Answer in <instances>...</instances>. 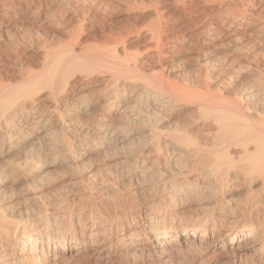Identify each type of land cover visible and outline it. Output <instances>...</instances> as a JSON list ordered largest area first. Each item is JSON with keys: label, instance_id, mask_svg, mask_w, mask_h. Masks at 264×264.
Here are the masks:
<instances>
[{"label": "bare ground", "instance_id": "bare-ground-1", "mask_svg": "<svg viewBox=\"0 0 264 264\" xmlns=\"http://www.w3.org/2000/svg\"><path fill=\"white\" fill-rule=\"evenodd\" d=\"M15 1L0 0V38H13L10 51L19 56L12 63L18 62L21 76L16 82L0 78V264H101L113 258L136 264L144 254L157 264H189L184 251L191 247L207 260L264 264V11L240 13L236 0H226L209 14V0H174L150 8L157 23L149 40L134 30L131 37L128 29L117 41L99 39L92 50L67 42L50 50L42 33L38 47L32 30L23 28L20 37L9 33L11 21L53 23L40 10L20 18ZM102 1L61 4L79 8L82 31L86 15L113 7ZM139 3L133 2L134 11L144 9ZM170 17L199 26L203 65L222 64L220 78L204 75L200 91L169 81L176 62L161 58L176 49L167 43ZM6 53L0 50V64L9 60ZM39 59L41 67L33 71L29 65ZM102 74L97 92L89 91ZM223 81L238 88L233 99L209 90V82L220 87ZM181 102L196 107L189 111L195 129L189 119H172L170 126L168 116ZM92 154L110 162L96 168ZM236 195H243L241 202Z\"/></svg>", "mask_w": 264, "mask_h": 264}, {"label": "rangeland", "instance_id": "rangeland-1", "mask_svg": "<svg viewBox=\"0 0 264 264\" xmlns=\"http://www.w3.org/2000/svg\"><path fill=\"white\" fill-rule=\"evenodd\" d=\"M18 1H19V3H18ZM107 1H109V2H113V7H115V8H111V9H113V10H111V9H109V10H103V8L101 7V8H99L98 10L99 11H95L97 14H95V15H98V17H101V18H96L95 17V15L93 16V14H90V15H86L85 17H84V19L83 20H80V21H83V23H81V24H83V25H81V27H83L82 28V31H79L78 30V28H79V21L78 20H76L77 18H75V17H77V15L79 14L78 13V9L79 8H77V7H75V9H71V8H66V7H64V4L62 5L61 3V0H40V2H39V0H16L15 1V5L17 6V7H19V9L17 8V7H14L13 9V11L14 12H16L18 15H19V17L20 18H26V17H28V16H30L29 18H34V17H36L35 15H36V13H38V10H40L41 11V13H43V15H48L47 17H49L47 20H49L50 22L52 21L53 23H51V25H52V27H51V25L50 26H47V25H49L48 23H46V24H43V23H40V22H38V21H36V20H33V21H36V23L35 22H33V21H31V20H25L24 19V21H21L22 23H14V24H12L13 23V21H11L10 22V24L7 26V30L8 29H10V30H8V31H11V32H9L11 35H13V36H17L18 37V35H19V33H20V35H19V37L21 36V34H23V28H25V29H29L31 32H33V33H35L34 34V39H33V41H34V43L36 44V43H38L37 45H35L36 47H38L39 46V44L43 41V39L45 38V39H48V40H46V43H48V45H49V43H51L49 46H51V47H49L50 48V50H52V49H54V50H56L57 48L56 47H58L59 48V46H61L62 47V44L64 45H66L67 43L68 44H73L77 49H79V50H81V49H83L84 48V50H82V51H86L85 49H87L88 48V50H92V49H94L92 46H94V45H96V42H99L100 40V44H102V43H105V42H107V39H108V41L110 42V40L112 39V41L111 42H113L114 40H116L117 39V37H120V36H118V35H121V34H124L125 32H127L128 31V29H129V31L128 32H130V31H132V30H134V31H138V32H136V33H139V34H141L142 35V37H144V39L145 38H149L150 37V33H151V31H153V28L155 27V25H156V19H153V17L155 18V15L153 14L154 13V11H152L153 9V7H155L156 6V4L158 5L157 7H163V6H169V5H171V3L174 1V0H123V2H121L122 0H104V1H102V5L104 6V5H106V3H108ZM152 3H150V2ZM160 1V2H159ZM179 1V0H178ZM219 1H223V2H221L222 4H226L225 2H226V0H209V2L206 4L207 6H206V12L207 13H211L212 12V9H215V6H218L219 4H221ZM240 1H242V2H240ZM21 2H23V3H21ZM58 2H60V3H58ZM104 2V3H103ZM129 2V3H128ZM133 2H136V3H147V4H151L152 6H149V5H146L145 6V4H142V6L144 7V9H137V11H134L135 9H133V7H134V4H133ZM236 4L238 5V7L240 8H238L237 10H238V12H240V13H245V12H248V11H250V10H255L256 11V13H263V11H264V0H236ZM247 2V3H246ZM29 3V4H28ZM30 3H31V5H30ZM37 3V4H36ZM53 3H55V4H53ZM139 3V4H140ZM153 3H154V5H153ZM18 4H23V5H18ZM26 4V5H25ZM50 4V5H49ZM244 4H245V6H244ZM247 4V5H246ZM262 4V5H261ZM28 5V6H27ZM42 5H44V6H42ZM58 7V8H56V6ZM27 6V7H26ZM41 6V7H40ZM53 6V7H52ZM22 7H25V8H22ZM28 7H30V8H28ZM35 7V8H34ZM36 7H38V8H36ZM52 7V8H51ZM117 7V8H116ZM132 7V10H130V8ZM146 7H149V8H146ZM152 7V8H151ZM256 7V8H255ZM262 7V8H261ZM146 8V9H145ZM152 10H151V9ZM241 8H242V10H241ZM252 8V9H251ZM261 8V9H260ZM16 9V10H15ZM22 9V10H21ZM54 9V10H53ZM57 9V10H56ZM249 9V10H248ZM26 10V11H25ZM30 10V11H29ZM37 12H36V11ZM56 10V12L58 13H56V12H54ZM60 10V11H59ZM142 10H145V11H142ZM211 10V11H210ZM240 10V11H239ZM262 10V11H261ZM18 11V12H17ZM77 13H75V12ZM103 13H102V12ZM244 11V12H243ZM22 12V13H21ZM100 12V13H99ZM128 12V13H127ZM20 13L21 14H25V15H27V16H25V15H20ZM28 13H31L30 15L28 14ZM53 13H55V14H53ZM67 13V14H66ZM103 15H102V14ZM11 14H13V12H11ZM33 14V17L31 16ZM51 14H52V16H51ZM67 15V16H66ZM92 15V16H91ZM108 15V16H107ZM151 15V16H150ZM154 15V16H153ZM9 16H11V15H9ZM69 16H71V17H69ZM91 16V17H90ZM104 16V17H103ZM53 17H54V19H53ZM64 17H66V19L64 18ZM56 18V19H55ZM60 18H63V19H60ZM58 19V20H57ZM67 19H69L68 21H67ZM61 20V22H58V21H60ZM90 20V21H89ZM26 21V22H25ZM30 21V22H29ZM48 21V22H49ZM57 21V22H56ZM63 21V22H62ZM84 21H88V22H90V23H86V22H84ZM93 21V22H92ZM29 22V23H28ZM49 22V23H50ZM69 22V23H68ZM96 22V23H95ZM34 24V26H33V24ZM38 23H40L39 25H40V27H39V25H37ZM62 23H64V24H62ZM76 23V24H75ZM77 23H78V26H77ZM85 23V24H84ZM93 23H95V24H93ZM186 23H187V21H185V20H178V21H176V19H173V18H168V20L166 21V27H165V31H166V33H168L170 36H171V39H169V41H167V43L169 44L170 42V44H172L173 46H175L176 47V49L174 50V51H171V52H169L168 53V55H170V56H167V55H165L164 57L162 56V58L161 59H163V58H165L164 60H173L174 62H176L174 65H173V67H172V72L169 74V81H170V83H174L173 84V86L175 87V88H188V86L190 87L189 89H195V87L197 86V84L200 82V86H204V84L205 83H207V79H206V81L203 79V77H204V75H205V77H206V74L207 75H211L213 78H214V80H217V79H219L220 78V76L217 74V73H219L222 69H221V63L220 62H217V60H212L211 62H209V65L207 64H205V65H203L204 63H203V61L202 60H200L201 59V57L200 56H202L203 55V52H202V47L200 46V44H201V40H199V38H197V36L195 35L196 34V32L195 31H197L198 30V28H199V26H194V24L193 25H187L186 26ZM24 25V27L23 26H20V25ZM28 24V25H27ZM60 24V25H59ZM76 25V27L74 26V25ZM155 24V25H154ZM10 25H12L11 26V28H10ZM14 25H16V27L14 26ZM57 25H58V27H57ZM154 25V26H153ZM21 27L22 29H17L18 31H21V32H18V31H16V28L17 27ZM30 26V27H29ZM37 26V27H36ZM43 26H44V28H43ZM46 26L47 27H49V28H46ZM63 26H65V27H63ZM73 26V27H72ZM165 26V25H164ZM168 26V27H167ZM181 27V29H180V27ZM9 27V28H8ZM13 27V28H12ZM14 27H15V29H14ZM29 27V28H28ZM90 27V28H89ZM130 27H132L131 28V30H130ZM135 27V28H134ZM191 27V28H190ZM31 28V29H30ZM33 28H34V30H33ZM63 28V29H62ZM70 28H72V29H74V30H77L78 31V33L80 32V37H78L77 36V31H74V30H71ZM86 30H85V29ZM91 28H93V29H91ZM183 28H185V29H183ZM12 29H14L15 31H16V33H18V34H16L15 33V31L14 30H12ZM39 29V30H38ZM53 29V30H52ZM62 29V30H61ZM69 29H70V31L71 32H74V33H68L67 34V32H70L69 31ZM125 29H126V31H125ZM60 30V31H59ZM84 30V31H83ZM91 30V31H90ZM186 30V31H185ZM36 31H38V32H36ZM133 31V33L132 32H130L132 35H131V37L132 36H135L136 34H135V32ZM48 35H46L45 33ZM83 32V33H82ZM195 32V33H194ZM37 33V34H36ZM40 33H42V34H40ZM44 33V34H43ZM100 33H103V35L104 36H102V34H100ZM194 33V34H193ZM25 35H26V33H24ZM32 34V33H31ZM38 34H40L41 35V37L43 38V39H41L40 40V38L37 36ZM69 34H70V36H71V38H69ZM72 34H74L73 36H72ZM82 34V35H81ZM133 34H135V35H133ZM143 34H144V36H143ZM8 35V34H7ZM25 35H24V37H25ZM36 35V36H35ZM46 35V36H45ZM76 35V36H75ZM75 36V37H74ZM149 36V37H148ZM195 36V37H194ZM3 38H0V39H2V40H0V42L2 41V43H0V45L2 46H0V50H1V52L3 53H5V51H8L9 53H6L7 55H8V57H9V60L11 61H9L10 63H8V61H5L4 63H2V64H0L1 66V68H0V70H4L3 72L1 71L0 73V78H3V79H5L4 81L5 82H9V79H10V82H16L15 80H18L17 78H20L19 77V75H20V67H19V65H18V62H16V63H12V62H14V61H16V59H17V57L19 56V53H14L13 52V54L11 53V45H12V39L13 38H11V36H6V35H3L2 36ZM38 37V38H37ZM98 37H101V38H98ZM103 37V38H102ZM7 39V40H5V39ZM9 38V39H8ZM10 38H11V41H10V43H9V40H10ZM26 38H27V36H26ZM32 38H33V34H32ZM36 38L39 40H36ZM50 38V39H49ZM84 38V39H83ZM86 38H89V39H86ZM95 38H96V41H93V40H95ZM113 38H115V39H113ZM196 38V39H195ZM4 39V40H3ZM44 39V40H45ZM69 39L70 40H72V41H70L69 42ZM76 39V40H75ZM98 39V40H97ZM100 39V40H99ZM102 39H104V41H102ZM84 40H86V41H84ZM149 40V39H148ZM199 40V41H198ZM36 41V42H35ZM38 41V42H37ZM83 41V42H82ZM88 41V42H87ZM117 41V40H116ZM115 41V42H116ZM67 42V43H66ZM79 42H81V44L79 43ZM109 42H107V43H109ZM200 42V44H198ZM9 44V46H7V45ZM111 44V43H110ZM114 44V43H113ZM3 45H5V46H3ZM98 45V44H97ZM96 45V46H97ZM179 45V46H178ZM95 46V48H97ZM99 46V45H98ZM199 46V47H198ZM5 47V48H4ZM10 47V48H9ZM81 47H83V48H81ZM89 47H91V48H89ZM178 47V48H177ZM3 48V49H2ZM8 48V49H7ZM48 48V49H49ZM52 48V49H51ZM81 48V49H80ZM184 48V49H183ZM201 48V49H200ZM5 49V50H4ZM182 49V50H181ZM130 50H132V51H134L135 52V49H134V47H133V49H130ZM129 50V51H130ZM23 51V50H22ZM220 51V52H219ZM219 51H217V53H223L224 51H222V50H219ZM222 51V52H221ZM24 53H28V54H35V51L32 53L31 51H28V52H26V51H23ZM21 53V52H20ZM11 57V58H10ZM15 59V60H14ZM182 59V60H181ZM181 61V62H180ZM200 61V62H199ZM41 62V59H39V60H36L35 61V63L34 62H31V64H33V65H29L30 66V68L34 71H38L39 70V68L41 67L40 65H39V63ZM6 63H8V64H6ZM179 63V64H178ZM210 63H211V65H210ZM214 63V64H213ZM216 63V64H215ZM10 65V67H8ZM14 65V66H13ZM15 65H18V66H15ZM216 65V66H215ZM4 66H6L5 68H4ZM13 66V67H12ZM203 66H205V68L203 67ZM212 66V67H211ZM16 67V68H15ZM208 67H209V69H208ZM3 68V69H2ZM206 69L205 70V72L207 71V73H205L203 70L204 69ZM214 68V71L212 70ZM19 69V70H18ZM7 70V71H6ZM14 70V71H13ZM31 70V71H32ZM209 70V71H208ZM36 71V72H37ZM212 71V72H211ZM5 72V73H4ZM19 72V73H18ZM209 72V73H208ZM3 73V74H2ZM9 73V74H8ZM205 73V74H204ZM16 74H18V75H16ZM202 74V75H201ZM105 75V74H104ZM103 74L101 75V77H99L100 75H97V76H95V77H93V80H92V82H91V85H89V91H94V92H97V91H95V90H98V87H96V85L95 84H97L98 82H100L101 80H103V79H101V78H105V76H104ZM7 76V77H6ZM200 76V77H199ZM13 77H14V79H13ZM12 78V79H11ZM95 78V79H94ZM216 78V79H215ZM3 79H1V81H3ZM200 81H199V80ZM201 79L203 80V82H205V83H201ZM11 80H14V81H11ZM193 82V83H192ZM197 82V83H196ZM192 83V84H191ZM196 85H195V84ZM185 84H188V85H185ZM194 84V85H193ZM209 84H210V89L209 90H211V92L213 91V92H215V93H213V94H217V96H220L222 93L224 94H222L221 96L223 97H226L225 99H227V100H230V99H233L234 97H232V96H234V94H235V92H236V94L238 93V88L236 89L235 88V86H233L231 83L229 84L228 83V81H223L222 82V84L220 85V87H218L217 86V84L215 85V84H211L210 82H209ZM177 85V86H176ZM193 85V86H192ZM198 85V86H199ZM215 85V86H214ZM183 86V87H182ZM196 87V89H195V91L196 90H198V91H200L201 90V88L202 87H200V89H199V87ZM212 86H214V87H212ZM193 87V88H192ZM211 87L213 88V89H211ZM218 87V88H217ZM231 87V88H230ZM234 87V88H233ZM193 89V90H194ZM218 90V91H215V90ZM235 89H236V91H235ZM232 90V91H231ZM219 91H221V92H219ZM228 91V92H227ZM210 92V91H209ZM217 92V93H216ZM225 92H227L226 94H225ZM234 92V93H233ZM91 94H94V93H91ZM219 94V95H218ZM228 94V95H227ZM233 94V95H232ZM232 95V96H231ZM96 97V96H95ZM223 97V98H224ZM178 105V106H177ZM176 106H175V109L177 108V111H174L172 114H170V116H168V118H170V119H168V120H170V122L169 121H167L166 122V125L167 126H169V124H170V126L171 125H174V124H178V122H176V121H179V120H181V121H179L181 124H184V123H186L188 120L187 119H189V121L191 120L192 122H193V117L194 116H191L192 114H190L189 113V111H193V109H195L196 107H194L193 108V106H187L186 104L184 105V103H178ZM181 106H182V108H181ZM193 108V109H192ZM192 109V110H191ZM185 111V112H184ZM189 113V114H186V113ZM185 113V114H184ZM172 115V116H171ZM181 115H182V117H181ZM183 115H189L190 117H191V119H190V117H184ZM177 117H180V118H182V119H179V118H177ZM177 119V120H175V122L176 123H173L174 122V120L173 121H171L172 119ZM185 119V120H184ZM193 119V120H192ZM186 121V122H185ZM187 122V123H189V124H187V125H189L190 126V128L191 129H195L196 128V125H193L194 124V122L192 123L191 121L190 122ZM168 122H169V124H168ZM172 122V123H171ZM184 122V123H183ZM179 123V124H180ZM209 123L211 124V122H206V124L207 125H209ZM197 124H204V123H201V122H198ZM127 147H128V149L130 150V147L129 146H126V149H127ZM127 149V150H128ZM127 150H126V153H127ZM129 150H128V152H129ZM123 151H124V149H123ZM123 154L125 153V152H122ZM92 156V157H91ZM90 157H91V159L93 158V156H96V155H94V154H92ZM120 156L122 157V154H120ZM119 156V157H120ZM120 157V158H121ZM102 157H99L98 158V156H96L95 158H93V160L95 159V160H97V161H94V162H96V163H94L93 162V160H91L92 161V163H93V166L94 167H96V168H104L106 165H107V163L108 162H110L109 161V159H108V162L107 161H104V158H103V160L101 159ZM120 158H115V159H120ZM107 159V158H106ZM99 160H101V161H99ZM116 161V160H115ZM101 162H105V165L103 164L102 165V163ZM99 166V167H98ZM239 196V197H238ZM236 195L235 197H234V200H238L239 201V199H240V202L242 201V199L244 198L243 197V195L241 196V195ZM239 198V199H238ZM164 216V215H163ZM171 223H170V221H166V224H165V226L168 228V226L170 225ZM156 231V230H155ZM214 235H216V234H214ZM209 237H211V236H208L207 237V240H210L209 239ZM189 249H191V250H189ZM189 249H187V250H185L184 251V253H186L185 254V256H187L188 255V253H189V257L187 256V261H190L189 262V264H223L224 262V264H241L240 263V261L238 260V259H236V258H224V259H221V260H207L205 257H203V256H201L200 257V254H199V256H198V253H201V250L200 249H198V248H195V250H194V247L192 248H189ZM193 249V250H192ZM197 249H198V252H197ZM193 253H192V252ZM192 254H191V253ZM195 254V255H194ZM197 254V255H196ZM191 255H192V257H191ZM194 255V256H193ZM139 257H141V256H139ZM139 257H137V258H139ZM148 257V258H147ZM196 257V258H195ZM198 257V258H197ZM200 257V258H199ZM136 258V260H135V263L136 264H157V261H156V259L155 258H150L149 256H146L145 254L141 257V258H139V259H137ZM189 258V259H188ZM194 258V259H193ZM128 259V260H127ZM141 259V260H140ZM150 259V260H149ZM227 259H229V260H227ZM234 259V260H233ZM191 260H192V262H191ZM107 260H103V261H101V264L102 263H104V264H127V262H128V264H131V261H130V259L129 258H113V259H111V261H109L108 260V262H106ZM139 261V262H138ZM149 261V262H148ZM154 261V262H153ZM156 261V262H155ZM203 261V262H202ZM207 261V262H206ZM211 261V262H210ZM143 262V263H142ZM202 262V263H201ZM205 262V263H204ZM215 262V263H214ZM223 262V263H222ZM98 264H100V263H98ZM132 264H134V262L132 263ZM242 264H243V262H242Z\"/></svg>", "mask_w": 264, "mask_h": 264}]
</instances>
